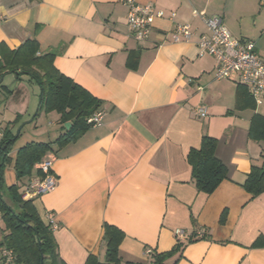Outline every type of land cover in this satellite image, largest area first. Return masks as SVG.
Returning <instances> with one entry per match:
<instances>
[{
	"label": "crops",
	"instance_id": "obj_1",
	"mask_svg": "<svg viewBox=\"0 0 264 264\" xmlns=\"http://www.w3.org/2000/svg\"><path fill=\"white\" fill-rule=\"evenodd\" d=\"M122 1L0 0V45L15 50L35 38L42 54H56L58 71L103 103L102 126L60 148L50 143L53 151L44 159L52 160L57 185L32 199L49 228L47 214H53L61 260L86 264L93 256L105 263L109 224L124 233L122 264H148L147 250L170 252L177 230L193 236L177 264H264V194L253 198L243 187L252 167L264 163V137H251L254 117H264V102L258 105L236 78L217 80L216 60L194 43L173 42L171 33L175 24L208 33L195 11L219 16L232 37L253 41L264 59V0H137L164 13L145 42L132 36ZM250 20L253 27L245 30L242 23ZM15 81L14 91L0 87L8 96L0 98V130L9 127L16 135L30 123L26 87L33 83ZM39 106L36 97L32 114L37 109L39 117L52 118L57 140L68 129L58 113ZM200 106L207 117L195 115ZM204 134L217 139L216 155L229 170L211 195L196 189L188 162ZM19 149L11 154L5 184L24 194L41 179L40 163L29 181H18Z\"/></svg>",
	"mask_w": 264,
	"mask_h": 264
},
{
	"label": "trees",
	"instance_id": "obj_2",
	"mask_svg": "<svg viewBox=\"0 0 264 264\" xmlns=\"http://www.w3.org/2000/svg\"><path fill=\"white\" fill-rule=\"evenodd\" d=\"M41 2L43 0H30ZM56 54L40 51L38 41L27 40L23 46L15 50L0 45V87L6 75H14L17 81L35 83L40 89V110L47 114L56 112L64 128L70 123L66 133L59 136L55 144L60 147L77 140L88 129L93 128L87 122L102 111V101L94 97L82 86L62 74L54 65ZM39 115V114H38ZM37 115V116H38ZM67 129V128H66ZM260 130L262 134H258ZM263 130V131H262ZM0 141V229L3 237L0 241V264H66L60 258L58 245L53 231L42 220L33 200H24L18 185L6 187L5 171L12 163L11 154L14 143L19 139L9 127L4 130ZM251 137H264V117L256 115L252 122ZM218 141L208 135L203 136L201 147L192 149L188 162L192 167V178L196 189L211 195L221 182L229 178L227 166L218 158L216 150ZM15 158V171L18 181L30 177L37 165L52 152V144L31 142L20 148ZM38 176L44 175L37 169ZM244 189L253 198L264 194V163L261 167H252L244 184ZM226 213L222 214L221 222L225 221ZM203 237V236H202ZM104 240L107 243L106 262L100 263L91 256L86 264H122L119 247L124 240V233L109 224L104 225ZM193 241V236L188 242ZM259 240L254 247L259 245ZM184 242H177L173 250L166 253L153 251L148 257V264H167L174 260L177 264L183 257ZM12 251L14 261L7 263L2 251Z\"/></svg>",
	"mask_w": 264,
	"mask_h": 264
},
{
	"label": "built area",
	"instance_id": "obj_3",
	"mask_svg": "<svg viewBox=\"0 0 264 264\" xmlns=\"http://www.w3.org/2000/svg\"><path fill=\"white\" fill-rule=\"evenodd\" d=\"M128 8L127 25L132 36L138 42H145L149 39L151 30L156 18H162L163 12H156L150 5H141L137 0H123ZM201 17L208 33L196 35L190 25L175 24L172 33V40L175 43H194L201 51V54L209 55L216 60L214 77L217 80H229L236 78L237 82L245 86L249 94L259 105L264 102V59L257 53L256 45L251 40H239L232 37L230 31L225 27L223 19L219 16L207 17L204 12L194 13ZM175 14L169 16L174 22ZM195 115L200 118L207 117V110L204 106L195 109ZM104 120L103 112H98L88 120L91 127L102 126ZM4 137V131L0 130V141ZM44 178L32 181L26 188L23 198L32 200L57 185V178L53 173L52 160L45 159L39 166ZM47 220L51 229H56L53 222V214H47ZM1 220V218H0ZM178 242L189 240V236L183 230L175 232ZM149 256L153 251H145ZM2 257L7 263L14 261L12 251L3 250Z\"/></svg>",
	"mask_w": 264,
	"mask_h": 264
},
{
	"label": "rangeland",
	"instance_id": "obj_4",
	"mask_svg": "<svg viewBox=\"0 0 264 264\" xmlns=\"http://www.w3.org/2000/svg\"><path fill=\"white\" fill-rule=\"evenodd\" d=\"M242 26L245 30H250L253 27V22L251 20L246 21V22L242 23ZM16 84H17V82L15 81V78L13 75H6L4 77L3 85L6 86V88L14 91L15 86H17ZM26 88L31 95L30 96L31 97V107H30L29 114L25 117V121L26 120H27V122L30 121V123L25 122L26 124H22L19 127V129L17 130L16 135H19L18 136L19 139L14 143V150L19 149L20 147L25 146L27 143L32 142V141H36V142L44 141L46 143H54L56 141V137H58V136H56V128L51 126V122L53 121L51 117H49L45 114H43L39 117V115H38L39 113L36 114L37 109L32 114V111L34 109L33 106H34L35 99L37 97L39 100V97H40L39 87L37 86V84L33 83L31 85L28 84ZM20 93L22 94V92H20ZM20 93H18V95L17 94L15 95V97L13 99L14 102L18 101V99L20 98L19 97ZM2 96L4 98L8 97L6 93L4 94L2 91H0V98ZM0 106H1V103H0ZM33 120L35 122H38V124L33 122ZM19 130H20V133H19ZM44 160L45 159H43L41 161V163ZM24 178L26 179V180H24V182H25V181H29V179L31 177L28 176V177H24ZM23 195L24 194H22V198H23ZM24 200H27V199H24Z\"/></svg>",
	"mask_w": 264,
	"mask_h": 264
},
{
	"label": "water",
	"instance_id": "obj_5",
	"mask_svg": "<svg viewBox=\"0 0 264 264\" xmlns=\"http://www.w3.org/2000/svg\"><path fill=\"white\" fill-rule=\"evenodd\" d=\"M66 128L69 129L70 128V124H66ZM19 133H20V130H19ZM19 136V135H18Z\"/></svg>",
	"mask_w": 264,
	"mask_h": 264
}]
</instances>
